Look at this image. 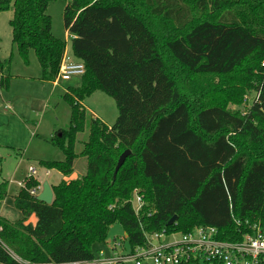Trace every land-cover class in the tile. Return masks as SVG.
I'll use <instances>...</instances> for the list:
<instances>
[{
	"label": "trees",
	"instance_id": "trees-1",
	"mask_svg": "<svg viewBox=\"0 0 264 264\" xmlns=\"http://www.w3.org/2000/svg\"><path fill=\"white\" fill-rule=\"evenodd\" d=\"M51 1L0 0V12L13 11L9 25L20 56L27 61L34 51L48 82L66 48L51 31ZM63 17L85 71L63 95L68 128L48 139L65 159L40 164L69 175L83 157L85 171L52 184L51 204L29 193L39 183L27 177L13 199L23 219L0 216V264L91 260L114 223L131 248L146 245L145 233L204 225L216 227L220 239L237 240L235 220L264 226V0H69ZM9 60L0 59V87L8 86ZM252 88L259 98L245 113L228 107ZM97 90L115 101L110 126L81 106ZM126 149L130 155L115 174ZM7 188L2 181L0 203ZM134 189L152 215L135 216L128 202ZM31 215L34 224L26 222Z\"/></svg>",
	"mask_w": 264,
	"mask_h": 264
},
{
	"label": "rangeland",
	"instance_id": "rangeland-1",
	"mask_svg": "<svg viewBox=\"0 0 264 264\" xmlns=\"http://www.w3.org/2000/svg\"><path fill=\"white\" fill-rule=\"evenodd\" d=\"M69 0H54L49 3L47 14L52 21V34L61 39L68 46L67 56L75 61L71 51L70 37L64 25L63 11ZM13 11L0 12V58L8 59L5 73L10 75L8 86L0 87V183L8 182L7 194L1 203L0 211L10 222L23 219L19 209L14 206L13 199L20 190L19 182L24 183L30 174L29 169L34 168L35 173L29 176L39 179H52L56 172L50 175L45 173L46 168L41 161H63V151L50 144V132L67 129L70 123V105L63 95L68 86L77 87L81 78L76 76L68 81H61L57 86L53 82L40 79L41 68L34 51L30 50L25 61L19 54L17 46L12 42L11 26L9 21ZM254 99V89H246L242 102L230 103L228 107L240 114L245 113ZM81 106L93 117L99 118L104 124L112 125L118 115L114 99L97 90L81 101ZM89 132L88 125L85 130L77 135L75 151L82 150ZM55 132L53 133V135ZM76 167L67 179H77L85 171L86 159L78 157ZM38 194L42 190V183L38 182ZM37 194V195H38ZM34 215L27 218L26 222L34 221ZM32 223V222H31ZM106 243L94 245L93 249L112 250L111 247L119 243L116 248L120 254H128L131 246L121 224H112L107 232ZM100 244V243H99ZM124 264H132L126 262ZM203 264V263H201Z\"/></svg>",
	"mask_w": 264,
	"mask_h": 264
},
{
	"label": "built area",
	"instance_id": "built-area-1",
	"mask_svg": "<svg viewBox=\"0 0 264 264\" xmlns=\"http://www.w3.org/2000/svg\"><path fill=\"white\" fill-rule=\"evenodd\" d=\"M264 70V60L260 63ZM85 71L82 61L71 60L64 52L57 76L53 81L58 85L72 77H81ZM264 78V75H263ZM259 98V91H254L252 104ZM32 176L34 168L29 169ZM24 186V183H19ZM32 196H37V188L29 190ZM135 216L140 219L145 214L150 216L154 209L144 210L146 202L138 189L132 191L128 200ZM112 208V206H110ZM238 227L237 240H223L214 226H196L187 233L164 232L145 233L146 245L131 248L128 254H120L116 248L105 252L98 249L91 260L77 261L68 264H263L264 263V226L261 221L235 220Z\"/></svg>",
	"mask_w": 264,
	"mask_h": 264
},
{
	"label": "water",
	"instance_id": "water-1",
	"mask_svg": "<svg viewBox=\"0 0 264 264\" xmlns=\"http://www.w3.org/2000/svg\"><path fill=\"white\" fill-rule=\"evenodd\" d=\"M130 155V150L126 149L124 150L121 155L118 158L116 167H115V171L114 173L116 174L117 171L119 170V168L122 166V164L124 163L125 159ZM36 199L44 202L46 204H51L53 201V191L51 189V186L49 185L48 182H44L42 185V190L41 192L36 196ZM177 220V216H173L168 222L167 225H172L173 223H175Z\"/></svg>",
	"mask_w": 264,
	"mask_h": 264
},
{
	"label": "crops",
	"instance_id": "crops-1",
	"mask_svg": "<svg viewBox=\"0 0 264 264\" xmlns=\"http://www.w3.org/2000/svg\"><path fill=\"white\" fill-rule=\"evenodd\" d=\"M67 32V31H66ZM11 33H12V30H11ZM67 34H68V37H70V40H71V35L67 32ZM67 51H68V46L66 45V48H65V53L67 54ZM1 59V58H0ZM2 60V59H1ZM78 59H75V61H77ZM52 83V82H51ZM54 84V83H53ZM54 87L56 86V85H53ZM69 87V86H68ZM66 90V89H65ZM108 126H110V125H108ZM57 130H52L51 132H50V137H52V135H53V133L54 132H56ZM74 164H75V162H74ZM75 165H73V170L75 169ZM51 171H55L56 172V174H55V177H53L52 179H55L54 181H51L50 179H45V180H43L42 182L39 180V179H36L38 182H40V183H42V185H43V183L44 182H48L49 183V185L51 186L52 184L54 185V184H57V183H59L61 180H65V181H70L71 179H67V178H65L66 176H64L61 172H59V171H57V170H55V169H47L46 168V171H45V173L46 174H48V176L50 175V172ZM79 174H80V176L82 175L80 172H79ZM79 176V177H80ZM78 177V178H79ZM20 183V182H19ZM19 183H18V185H19ZM2 203V202H1ZM1 203H0V206H1ZM0 216L1 217H4L3 215H2V213H1V211H0ZM32 216V215H31ZM35 217V216H34ZM5 218V217H4ZM32 222V224H34L35 222H36V218L34 219V221H31ZM106 244H108V242H105ZM101 244H97L96 246H100ZM101 247V246H100ZM100 247H99V249H100Z\"/></svg>",
	"mask_w": 264,
	"mask_h": 264
}]
</instances>
